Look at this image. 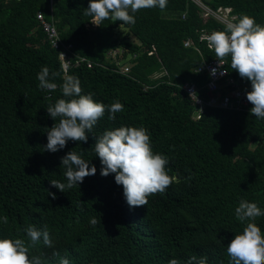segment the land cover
Wrapping results in <instances>:
<instances>
[{"label": "trees", "instance_id": "obj_1", "mask_svg": "<svg viewBox=\"0 0 264 264\" xmlns=\"http://www.w3.org/2000/svg\"><path fill=\"white\" fill-rule=\"evenodd\" d=\"M200 1L264 26V0ZM89 3L54 0L50 9V0H0V217H8L7 224L0 221V239L27 243L24 228L46 226L53 247L41 240L28 255L43 254L47 264H59L60 258L70 264H168L171 259L187 264L192 256H206L207 264H231L226 247L247 225L235 217L239 201L264 210V119L250 115V104L246 112L207 107L194 120L195 105L182 89L194 82L206 101L215 95L205 89L207 74L195 70L216 58L203 37L226 26L204 18L192 0H167L164 10H139L134 25L107 19L90 27L92 17L83 14ZM39 12L55 22L63 43L72 46L74 61L84 57L96 65L65 72L60 51L37 20ZM115 50L123 52L116 62L109 56ZM132 55L137 57L129 74L120 73L116 63ZM225 61L230 76L250 92V81L231 69L230 56ZM44 66L60 73L50 94L38 87ZM67 75L79 78L82 94L91 93L105 105L119 101L123 111L115 120L106 111L87 143L69 141L56 153L42 151L45 129L56 123L46 108L67 99L60 88ZM122 126L144 127L153 153L168 158L166 171L174 178L142 207H129L114 174L100 175L92 150L95 137ZM71 150L97 171L62 193L50 181L67 183L61 158ZM254 222L264 235V216Z\"/></svg>", "mask_w": 264, "mask_h": 264}, {"label": "clouds", "instance_id": "obj_2", "mask_svg": "<svg viewBox=\"0 0 264 264\" xmlns=\"http://www.w3.org/2000/svg\"><path fill=\"white\" fill-rule=\"evenodd\" d=\"M166 6L167 0H90L83 14L92 17L91 23L96 26L107 19L134 25L135 14L139 10L156 7L164 10ZM233 20L236 22H228L224 31H213L203 39L208 42V48L214 50L219 64L230 56L231 69L238 72L242 79L250 81L251 91L246 93V99L252 105L250 115L264 119V26L247 15ZM212 74H216L215 69ZM59 76V72H50L47 66L42 67L37 74L38 87L55 90L58 85L51 81ZM60 88L67 99H58L46 108L56 123L51 129H45L47 144L42 151L56 153L64 149L69 141L87 143V134L93 132L106 111L109 120H115L116 113L123 111L119 101L105 105L95 102L91 93L82 94L80 80L74 75L63 77ZM94 140L92 150L100 160V175L107 177L114 174L115 183L123 186V195L130 208L145 206L149 195L163 193L173 182L174 178L166 171L168 158L153 153L150 136L144 127L122 126L107 130ZM61 166L65 169L63 175L67 183L52 180L50 186L62 193L78 187L86 177L94 176L97 171L94 165L90 167L89 162L74 150L61 158ZM47 193L53 200L56 199L54 193ZM261 216H264V210L256 203L245 199L239 201L235 217L240 222H247V225L242 234L235 235L226 247L231 264H264V235L254 222ZM0 221L7 224L8 217H0ZM97 223L95 218L90 219L92 226ZM24 232L27 243L24 239H0V264H47L43 254L31 258L28 255L29 250L41 240L46 247H53L47 227L39 230L29 225L24 228ZM217 243L222 242L217 240ZM53 255L59 256V253ZM59 264H70V261L60 258ZM168 264L181 262L171 259ZM187 264H207V257L197 259L192 256Z\"/></svg>", "mask_w": 264, "mask_h": 264}, {"label": "built area", "instance_id": "obj_3", "mask_svg": "<svg viewBox=\"0 0 264 264\" xmlns=\"http://www.w3.org/2000/svg\"><path fill=\"white\" fill-rule=\"evenodd\" d=\"M195 4L199 6L202 11V16L204 18L212 17L222 25L226 26L228 22H234L231 16L230 8H219L217 11L212 10L207 5H205L200 0H192ZM54 0H50V9L53 7ZM53 12V11H52ZM37 20L40 22V25L46 34L47 41L51 44V46L60 51V61L62 68L65 72H67L72 66H83L86 65L88 68L94 67L96 65L95 62L88 60L87 58H77L74 61V54L71 45H67L63 43L60 37V33L55 25V22L47 21L44 13H37ZM92 27H96V25L92 24ZM210 35V34H208ZM206 36V35H205ZM191 45V42L188 41L185 43V46L188 47ZM123 52L120 50H115L114 52L109 53V56L116 62L117 57L121 55ZM136 55H132L127 64L120 65V61L116 63L119 68L120 73L127 75L129 74L133 63L132 61L136 59ZM74 61V63H73ZM216 70V74H212V70ZM195 72L197 74L206 73L208 76V82L205 85V89L210 93H214L212 96L206 101L202 97L199 96V92L202 88H199L194 82H187L182 86V89L187 94V96L193 101L195 105L196 111L193 116L194 120H200L202 114L206 110L207 107L211 108H220L226 110H236V111H248L250 103L246 99V93L249 91L243 90L236 82V80L230 76L228 69L226 68V61L219 64L217 58L213 59L209 63H205L202 66L198 67ZM49 94L53 90H46Z\"/></svg>", "mask_w": 264, "mask_h": 264}, {"label": "rangeland", "instance_id": "obj_4", "mask_svg": "<svg viewBox=\"0 0 264 264\" xmlns=\"http://www.w3.org/2000/svg\"><path fill=\"white\" fill-rule=\"evenodd\" d=\"M90 27H92V26H90ZM123 33H125V32H123ZM126 63H127V61H125V62H124V61H121V62H120V65L123 66V65H125Z\"/></svg>", "mask_w": 264, "mask_h": 264}, {"label": "crops", "instance_id": "obj_5", "mask_svg": "<svg viewBox=\"0 0 264 264\" xmlns=\"http://www.w3.org/2000/svg\"><path fill=\"white\" fill-rule=\"evenodd\" d=\"M92 26V25H91Z\"/></svg>", "mask_w": 264, "mask_h": 264}]
</instances>
